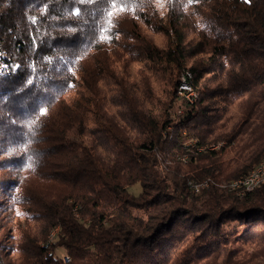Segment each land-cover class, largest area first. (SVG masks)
I'll use <instances>...</instances> for the list:
<instances>
[{
    "label": "trees",
    "instance_id": "1",
    "mask_svg": "<svg viewBox=\"0 0 264 264\" xmlns=\"http://www.w3.org/2000/svg\"><path fill=\"white\" fill-rule=\"evenodd\" d=\"M167 6L0 0V264H264V0Z\"/></svg>",
    "mask_w": 264,
    "mask_h": 264
},
{
    "label": "rangeland",
    "instance_id": "2",
    "mask_svg": "<svg viewBox=\"0 0 264 264\" xmlns=\"http://www.w3.org/2000/svg\"><path fill=\"white\" fill-rule=\"evenodd\" d=\"M154 1L156 2V5L159 8L160 13L161 14H165L166 11L168 10V6H167L168 5V0H154ZM140 27H141L142 33L143 34H148L149 37L152 39V41L156 45H158L160 47L166 46V44H167V38H166V36L164 34H162V33H155L153 31H151L142 22H140ZM139 65H140L139 63H133L131 65V70H132V76L131 77L132 78L135 77L134 76L135 75V71H136V68L139 67ZM155 86H156V91L159 92V93H162V89H163V86H164L163 81H159L158 80L155 83ZM108 98H109V100H110V102L112 104L110 106L113 109V111H115L116 113L120 112V110H121L122 107L120 105V95L118 94V92L116 90L111 89L108 92ZM236 104H240V103H235V105L232 106V109L230 110V112H229V114L227 116V120H228L230 126H232L235 122H237L240 119V117H241V113H240L241 110H240L239 106H237ZM75 133H76V131H75ZM75 133H74V131H72L70 133V136L73 137ZM85 141L87 143H90V140L87 139V138L85 139ZM219 144H220V145H218L219 147L222 146V143H219ZM28 181H29V185L31 186L33 184L32 178L28 179ZM47 187H48V185H45V186L42 185V189H45V190L46 189H51V190H53V188H51V187H48L47 188ZM131 190L133 192H135V193H139L141 191V185H140V183H136L133 186H131ZM7 232H9V231H7ZM54 232H52V233H54ZM57 232L58 231H56L55 234H57ZM49 239L52 240L53 238L52 239L49 238ZM62 251H63V247H57V248L54 249V252H55L56 255H59Z\"/></svg>",
    "mask_w": 264,
    "mask_h": 264
},
{
    "label": "built area",
    "instance_id": "3",
    "mask_svg": "<svg viewBox=\"0 0 264 264\" xmlns=\"http://www.w3.org/2000/svg\"><path fill=\"white\" fill-rule=\"evenodd\" d=\"M190 79H191V72L189 71H188V76H181L180 86H179V95L184 96L190 102L195 103L199 99V94L194 93L191 90V83L189 81ZM218 145H212L211 147H219ZM203 148L204 147H198L197 149L199 151H203ZM184 159H187V157H184ZM195 185H199V184H194V187ZM263 185H264V170H258V169L254 171V173L252 174V177L248 178L247 181H244L242 184H236V186H240V190H242V192L244 193H247L248 186H259L260 188ZM56 235L57 234H55V236L53 237V240L55 239ZM60 257L62 259L70 260L69 254L64 247H63V251L60 253Z\"/></svg>",
    "mask_w": 264,
    "mask_h": 264
},
{
    "label": "bare ground",
    "instance_id": "4",
    "mask_svg": "<svg viewBox=\"0 0 264 264\" xmlns=\"http://www.w3.org/2000/svg\"><path fill=\"white\" fill-rule=\"evenodd\" d=\"M181 76H188V71L183 73ZM192 73H191V78H192ZM191 90L194 92V93H197L192 85H191ZM217 147H210V149H215ZM203 150H206V148L204 147ZM186 157V156H185ZM184 159V157H183ZM186 160V159H184ZM264 170V159L259 163L257 164L254 168H252L246 175L242 176V177H238L236 179H234L233 181H231L230 185H229V188L230 190L236 192L239 196H244L246 193L242 192V190H240V186H236V184H242L244 181H247L248 178L252 177V174L254 173V171L256 170ZM194 187V186H193ZM200 185H195V190L198 191L200 189ZM256 188H259V186H248L247 187V192L248 191H252ZM56 231L54 233H52V237L55 235ZM65 262L69 261V259H63Z\"/></svg>",
    "mask_w": 264,
    "mask_h": 264
},
{
    "label": "snow or ice",
    "instance_id": "5",
    "mask_svg": "<svg viewBox=\"0 0 264 264\" xmlns=\"http://www.w3.org/2000/svg\"><path fill=\"white\" fill-rule=\"evenodd\" d=\"M83 2V0H82ZM135 0H110L111 3V9L107 11L106 15L109 18L107 20V24H108V28H105L104 31L107 32L110 30L111 26L113 25V20L112 17H114V15L118 14V13H122L124 12L129 6L130 4L134 3ZM192 0H189V3H191ZM139 6V5H137ZM102 39H108V36H102Z\"/></svg>",
    "mask_w": 264,
    "mask_h": 264
}]
</instances>
